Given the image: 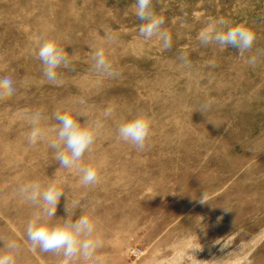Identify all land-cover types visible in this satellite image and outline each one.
<instances>
[{
    "label": "rangeland",
    "instance_id": "obj_1",
    "mask_svg": "<svg viewBox=\"0 0 264 264\" xmlns=\"http://www.w3.org/2000/svg\"><path fill=\"white\" fill-rule=\"evenodd\" d=\"M134 5L0 0V77L16 89L0 101V248L15 241L16 264H60L62 256L32 250L27 223L42 209L18 193L27 182H58L64 195L52 222L67 210L74 220L87 214L102 241L74 264H264V0H152L171 35L168 50L156 36L139 35ZM219 18L251 28L252 49L241 56L202 45L199 31ZM53 36L70 61L57 69L58 84L36 56ZM101 47L117 75L94 70ZM70 107L102 125L80 161L98 167L94 185H82L78 169L61 167L49 147L54 113ZM36 111L46 138L31 145ZM138 112L152 120L143 151L117 135Z\"/></svg>",
    "mask_w": 264,
    "mask_h": 264
},
{
    "label": "clouds",
    "instance_id": "obj_2",
    "mask_svg": "<svg viewBox=\"0 0 264 264\" xmlns=\"http://www.w3.org/2000/svg\"><path fill=\"white\" fill-rule=\"evenodd\" d=\"M134 7L136 17L143 22L139 26V35L146 40L156 36L162 41L163 49H170L171 35L167 30H162L165 20L152 8V0H135ZM197 38L202 45L217 44L221 48L232 47L243 56L246 51L252 49L256 34L245 24L234 25L227 19L219 18L210 21L200 30ZM111 39V37L108 38L109 42ZM36 56L43 64V75L47 80L54 84L60 83L57 69L69 68L70 61L65 48L60 46L59 38L55 36L44 38ZM92 59L95 62L94 70L98 73L110 77L117 75L107 60L103 47L94 50ZM179 59L183 66L190 67L186 54L181 53ZM256 62V56L247 60V63L253 66ZM15 91L11 77H0V101L11 97ZM83 103L84 101L81 100L80 104ZM111 113L112 110L108 109L104 115L109 116ZM43 118L40 111L30 114L31 130L27 135V140L31 145L46 138L44 129L40 127ZM80 118H85V122L81 123ZM54 119L57 122L56 137L49 141V147L55 153V160L65 169L76 167L80 173L82 185H94L98 181V167L91 164L85 166L80 161L95 143L102 127L101 123L90 120L87 112L79 107H70L63 113L56 112ZM151 124V117L146 113L138 112L118 125V138L131 144L138 151H143L146 141L152 134ZM18 193L25 201L42 209L36 212L27 223L26 236L32 250L39 247L43 252H52L62 256L60 264H74L76 258L82 257L87 261L101 246L102 241L96 235L95 223L87 214H81L74 220L69 215L66 205L67 218L58 219L56 223L52 222L57 205L64 195L58 187V182L49 183L46 187H42L36 181L27 182L18 188ZM198 200L201 204L207 203L206 194H201ZM2 243L0 264H16L15 253L19 250V245L11 240Z\"/></svg>",
    "mask_w": 264,
    "mask_h": 264
}]
</instances>
